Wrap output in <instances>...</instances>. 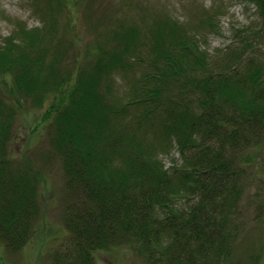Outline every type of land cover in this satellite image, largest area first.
<instances>
[{"label": "trees", "instance_id": "16d2710c", "mask_svg": "<svg viewBox=\"0 0 264 264\" xmlns=\"http://www.w3.org/2000/svg\"><path fill=\"white\" fill-rule=\"evenodd\" d=\"M46 1L34 2L46 25L17 23L0 42V245L23 247L40 217L41 174L10 154L29 102L44 107L66 190L69 245L50 264H95L97 251L123 245L146 264H234L242 166L264 144V64L245 60L241 36L213 61L198 50L193 30L213 31L217 12L192 25L166 9L143 24L119 19L75 50L80 37L65 11L78 1ZM250 1L264 26V0Z\"/></svg>", "mask_w": 264, "mask_h": 264}, {"label": "rangeland", "instance_id": "374dc122", "mask_svg": "<svg viewBox=\"0 0 264 264\" xmlns=\"http://www.w3.org/2000/svg\"><path fill=\"white\" fill-rule=\"evenodd\" d=\"M35 1L38 0H0V42L11 33L17 23L26 24L30 28H40L47 24L46 18L34 7ZM44 1L39 0V4L46 5L47 1ZM76 1L79 6L74 7L73 11L71 9L65 11L71 15L74 29L79 31L77 34L80 38L76 40L75 50L77 48L83 51L85 42H90L97 34H104L103 31L116 27L119 19L126 23L143 24L149 21L154 12L166 9L172 16L192 25L198 21L200 15L217 12L218 16L215 18L217 26L213 31L209 25L200 27L198 31L193 30L191 39L196 41L198 50L204 51L209 61H213L217 55H223L229 45L243 39L250 46L245 60L256 59L255 62L260 61L264 64L263 21L257 6L250 0ZM64 15L62 13L58 18L56 35L64 28ZM96 19L97 23L92 25ZM55 44L56 40L53 37L50 49H53ZM6 76L4 80L9 81V77ZM123 79L117 76L115 80L114 88L119 94L123 91L125 83ZM4 87L0 79V92L3 94ZM43 110L44 107L32 108L29 102H26L25 109L19 111L15 118L13 140L10 143L11 157L20 164L27 163L33 172L41 174L38 190L40 217L31 239L23 247L17 251H10L0 245V264H50L56 249L68 244V232L62 221L63 196L66 193L63 170L49 146V127L41 122ZM250 152L255 159L251 164L242 166L245 167V172L241 173L237 208L234 210L236 215L231 222V227L234 224L233 232L236 233L230 246V261L234 264L238 262L264 264V144L249 151V154ZM161 157L165 166H169L171 157L165 155ZM173 157H177L175 152ZM95 264L146 263L132 247L123 245L97 251ZM197 264L204 262L199 260Z\"/></svg>", "mask_w": 264, "mask_h": 264}]
</instances>
